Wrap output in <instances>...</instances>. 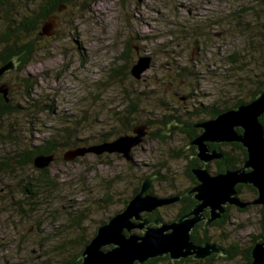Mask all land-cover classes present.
Segmentation results:
<instances>
[{"label":"rangeland","instance_id":"obj_1","mask_svg":"<svg viewBox=\"0 0 264 264\" xmlns=\"http://www.w3.org/2000/svg\"><path fill=\"white\" fill-rule=\"evenodd\" d=\"M11 2L17 10L8 19L18 22L31 5ZM3 13L0 9V31L8 23ZM52 19V35L34 42L32 61L0 78L1 89H8L18 107L17 114L0 121V161L8 152H22L23 147L60 136L65 126L70 127L71 140H86L85 147L105 133L125 132L127 125L117 118L131 103L136 109L128 116L129 123L140 126L174 110L231 106L249 98L251 87L264 81V0H74ZM144 57L150 58L149 68L136 80L130 70ZM115 68L121 75L112 78ZM204 119V115L195 117V121ZM146 126L143 143L131 151L130 161L119 154L90 153L66 161V152L77 147L58 149L47 167L56 186L43 190L32 209L24 205L27 210L19 211L13 203L22 185L37 177L34 168L0 173V264L63 262L67 254L52 250L51 244L64 243L67 250L70 241L76 248L84 232L89 238L123 208L143 176H149L153 195L159 197L191 186L187 160L172 154L187 153L186 136L175 128L158 140L150 135L157 124ZM156 164L164 179L150 176ZM210 171H215L214 165ZM242 192L237 195L240 199L254 198ZM168 207L157 208L166 222L176 210ZM231 207L226 223L206 228L223 249L236 243L243 252L261 232V206L243 212ZM78 211L84 218H76ZM76 220L83 232L72 224ZM203 264L245 262L240 255L231 259L219 255Z\"/></svg>","mask_w":264,"mask_h":264},{"label":"water","instance_id":"obj_2","mask_svg":"<svg viewBox=\"0 0 264 264\" xmlns=\"http://www.w3.org/2000/svg\"><path fill=\"white\" fill-rule=\"evenodd\" d=\"M53 25V19L50 24L45 23L39 36H51ZM149 61V57L139 58L130 70L131 76L139 80L141 74L149 68ZM14 68L11 61L1 66L0 77ZM0 93L5 97L7 91L0 88ZM263 114L264 92L251 102L195 125L202 132L190 144L195 146L196 157L200 162L208 165L222 159V154L210 150L208 144L239 143L247 153L241 167L224 173H211L207 167L194 168L191 172L197 185L188 193L193 195L196 204L188 214L171 222L150 221L144 214L178 202L180 197L150 194L151 179H144L139 191L128 200L127 205L98 227L83 249L80 264H144L150 259L165 256L174 263L188 257L204 260L213 253L222 255L216 243L197 245L191 239V232L203 221L207 227L220 219L227 206L239 209L264 207V126L259 121ZM179 127L170 125L163 133L168 135L171 130ZM146 128V125H140L132 130L131 135H122L86 148L70 149L63 159L73 161L90 153L96 156L119 154L130 161L132 149L141 145L147 134ZM53 159V156H38L33 160V166L38 170L45 169ZM237 185L251 186L256 191V198L252 201L240 199L237 196ZM206 210L209 211L208 217L203 216ZM250 264H264V241L253 246Z\"/></svg>","mask_w":264,"mask_h":264},{"label":"trees","instance_id":"obj_3","mask_svg":"<svg viewBox=\"0 0 264 264\" xmlns=\"http://www.w3.org/2000/svg\"><path fill=\"white\" fill-rule=\"evenodd\" d=\"M19 3L23 4L29 3L31 6L27 9L28 5L25 7L24 14L19 16L18 22H15V20L8 19L9 15L14 9L17 10V5L12 4L11 0H0V9L4 11L3 15L8 20L7 25H5L4 29L0 31V67L7 64L8 62H12L15 68L19 71L24 66H26L28 63L32 61V59L35 57L36 54V48L34 42L37 40H41L43 37L36 34V31L41 30L40 28L42 25H44L47 21H49L52 18H56L58 11L61 8H69V6L73 3L74 0H16ZM91 2H96L98 0H87ZM17 4V3H16ZM5 8V9H3ZM26 12V14H25ZM17 13V11H16ZM34 35L33 38L31 36ZM30 36V37H29ZM28 37V38H27ZM28 39V40H27ZM30 39V40H29ZM235 61L234 59L232 62ZM184 70V69H183ZM114 75H111L112 78H117L121 75V72L118 68H115L112 70ZM177 74V73H176ZM178 75H182L179 74ZM2 75L1 77H3ZM0 77V78H1ZM4 86V85H3ZM0 83V88L3 87ZM253 92L247 99H241L232 102L231 106H225V107H219L217 105H208L204 107H200L199 109L195 110L193 112L188 111H173L172 113L167 112L163 114L159 119H156L154 121H145L143 122L146 125H150L152 123H156V131L154 133H151V136H155L158 140H163L168 137V135L164 134L167 130V128L170 125H178L179 130L178 132H181L186 136V140L188 141V145L186 146V152L183 153V151H177L172 152L173 157L175 158H185L187 160L186 164V175L189 179V182L195 183V178L192 175V170L194 168L204 167V165L198 160L196 157V148L195 146L190 145L191 141L201 134V129H198L194 127L195 125L203 122V120H197L195 121V117H201L204 115L208 119H213L220 113L234 109L235 107H238L240 105L246 104L248 102H251L254 100L260 93L264 92V81L254 84L252 87ZM167 107V104L165 105ZM136 106L135 104H130L129 109L125 111V113L122 115V117H118L117 119L127 125L128 129L125 130V132H122L120 134H109L105 133L101 139L94 142L93 145H98L104 142L109 141L110 139L114 140L122 135H129L132 133V130L137 127L129 123L128 116H133L135 114ZM18 113V107L17 105L13 104L10 96L9 91L7 90L6 96L4 97L0 93V121L3 119H6L7 117L10 118ZM187 116L188 118L183 119V116ZM204 119V121H206ZM264 114L260 117L259 121L264 126ZM61 134L54 135L52 138H47L40 144H34L28 146L27 149L23 147L22 152H12V153H6L4 155L3 160L0 161V173L4 172H13L15 169H23L25 167H33L35 172L37 173V177L32 180L30 179V183H26L25 185H22L20 196L17 198V200L13 203L16 208L19 209V211H25L24 205L27 208L32 209L34 206V202L37 201L39 194H42V191H47L53 186H56L54 182L49 178V168H45L42 170H38L33 166V160L38 156H53L58 152V149L60 148H71L77 147V148H86L87 145L86 140L83 141H76L71 140V130L70 127L63 129L61 127ZM240 131V130H238ZM65 138L66 140H63ZM76 141V142H75ZM89 147V146H88ZM208 147L210 150H217L222 154V159L219 161H216L214 164V170L216 173H224L228 170H236L237 168L241 167L243 161L247 157L246 150L241 146L239 143H221V144H208ZM225 148V149H224ZM73 149V148H72ZM132 165V162L130 163ZM160 165V164H159ZM159 165L152 166L150 176L157 177V179H164L159 172V169L161 168ZM156 166V167H155ZM10 170V171H9ZM149 178V176H143L139 179L140 183L138 184V187L135 188L134 192L132 193L131 197H133L140 189L141 183L144 179ZM192 185V184H191ZM243 190H246L248 193L252 194L253 196L256 195V191L251 186H244V185H237L236 191L237 195L243 194ZM188 189H184L180 192V194H186ZM150 194H153V188L150 187L149 191ZM130 197V198H131ZM189 198V197H188ZM109 199V196L104 197V202H107ZM127 201L123 203V208L127 205ZM195 203L192 199H184L183 204H173L172 207H176V210L174 211V214L171 215V220H175L177 216H180L182 214H186L191 209L192 204ZM122 208V209H123ZM164 208V207H163ZM171 207L164 208V210H168ZM121 209V210H122ZM232 209L231 206L227 207L226 212L221 215V218L219 220H216L210 224V226H221L229 218V212ZM238 211H246L248 210V207L241 210L236 208ZM120 210V211H121ZM259 213L261 216V232L258 236H256L252 241L251 245L247 247L243 252H239L238 244H230L227 248L223 249V253L225 257L233 258L234 256H241V258L244 260L245 264L251 263V250L253 246L257 242L264 241V207L259 208ZM167 212V211H166ZM165 212V213H166ZM79 216H77V219L84 218L81 211L77 212ZM164 214V213H163ZM168 216L167 214H165ZM144 216H148V219L150 221L159 220L162 221V217L164 216L160 213L158 209L153 211L150 214H144ZM170 220V221H171ZM172 220V221H173ZM169 221V222H170ZM103 223V222H102ZM75 226H79V231L83 232V226H81L80 221L76 220L73 222ZM203 224L199 223L192 231L191 233V239L196 243H202L206 242L210 239L208 236V229L204 227L205 229H202ZM201 229V230H200ZM62 232H57L55 235H61ZM95 232H91V236L87 238L85 236V232L78 240H76V248H71L70 241L68 242L69 247L65 248L64 243H57L51 244V249L59 252H65L67 255V258L60 262L59 264H80L81 263V254L83 252L84 247L89 243L91 238L95 235ZM82 234V233H81ZM71 249V250H69ZM223 256V255H222ZM162 260H168L167 257L162 258H155L150 259L146 261L144 264H158ZM45 264H49V261H45ZM177 264V263H175Z\"/></svg>","mask_w":264,"mask_h":264},{"label":"flooded vegetation","instance_id":"obj_4","mask_svg":"<svg viewBox=\"0 0 264 264\" xmlns=\"http://www.w3.org/2000/svg\"><path fill=\"white\" fill-rule=\"evenodd\" d=\"M7 91L8 89H6V87H5V89H4V91ZM191 145V144H190ZM199 160V159H198ZM200 161V160H199ZM216 161H219V160H214V161H212L210 164H208V165H204L202 162V164L204 165V167H207L208 169H209V171H210V167H211V165H214L215 164V162ZM203 167V166H202ZM200 168V167H199ZM211 172V171H210ZM211 173H216L215 171L214 172H211ZM195 178V177H194ZM196 180V179H195ZM191 186H189V187H187L186 189H188V191L186 192V194H180V192H177V193H175L174 195L172 194V195H170V196H176V197H180V200L178 201V202H175V203H173V204H177V203H179V204H183L184 203V199H192V200H194V198H193V195L192 194H189L188 192L193 188V187H195L196 185H197V181H195V183L192 181L191 182ZM189 197V198H188ZM254 198L252 199V200H254L255 198H256V195H254L253 196ZM242 200H244V199H242ZM252 200H249V201H252ZM195 201V200H194ZM173 204H171V205H173ZM196 204V201H195V203H193L192 204V206H191V209L188 211V212H186V214H188L191 210H192V208H193V206ZM227 207H229V206H227ZM227 207H226V209H227ZM236 208V207H235ZM226 212V211H225ZM186 214H182V215H180V216H183V215H186ZM180 216H177L176 217V219L178 218V217H180ZM203 216L204 217H208L209 216V211L208 210H206L204 213H203ZM221 218V217H220ZM175 219V220H176ZM202 224H203V226L205 227V221H203V222H201ZM211 224V223H210ZM210 224L208 225V226H210ZM197 226V225H196ZM195 226V227H196ZM204 227H202V229H205ZM201 230V229H200ZM193 231V230H192ZM207 231H209V229L207 230ZM192 233V232H191ZM208 236L210 237V239L208 240V241H206V242H202V243H196L197 245H203L204 243H208V244H212V243H216L217 245H218V247L221 249V251H222V253H223V248H222V246H220L219 245V242H215V241H213L212 239H211V236H210V233L208 232ZM193 241V240H192ZM194 242V241H193ZM219 255H221V254H216V253H213V254H211V255H209L208 257H206L204 260H195V259H193V257H188V258H186V259H181V260H179V261H190V262H197V263H199V264H203V263H208V262H210L211 260H213L215 257H217V256H219ZM222 255H224V253L222 254ZM221 255V256H222ZM165 257H167L168 258V256H165ZM168 260H169V258H168ZM176 263H178V261L176 262ZM174 264H175V262H174Z\"/></svg>","mask_w":264,"mask_h":264},{"label":"bare ground","instance_id":"obj_5","mask_svg":"<svg viewBox=\"0 0 264 264\" xmlns=\"http://www.w3.org/2000/svg\"><path fill=\"white\" fill-rule=\"evenodd\" d=\"M235 108H236V107H235ZM196 128H197V127H196ZM198 129H200V128H198ZM142 143H143V142H142ZM134 149H135V148H133L132 151H133ZM120 156H121V155H120ZM121 157H122V156H121Z\"/></svg>","mask_w":264,"mask_h":264}]
</instances>
